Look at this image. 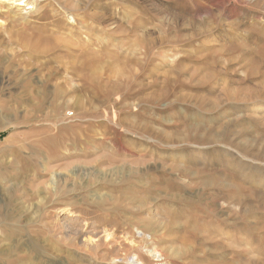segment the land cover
Segmentation results:
<instances>
[{
	"label": "rangeland",
	"instance_id": "1",
	"mask_svg": "<svg viewBox=\"0 0 264 264\" xmlns=\"http://www.w3.org/2000/svg\"><path fill=\"white\" fill-rule=\"evenodd\" d=\"M13 1L0 0V264H89L90 257L78 246V210L84 208L90 217L108 216L115 209L111 196L120 191L97 173L81 171L131 163L144 148L165 165L193 157L206 171L194 176L195 182L208 179L218 185L213 191L240 196L249 204L240 216L228 205L204 207L201 218L177 220L176 238L146 237V244L117 262L143 264L136 255L140 251L147 264H264L262 104L238 110L220 95L222 102L209 110L196 97L181 100L183 93L203 94L201 86L189 85L186 73L182 77L187 79L167 96L151 98L166 85V75L175 79L179 64L202 71L214 64L218 72L210 84L217 88L264 80V0ZM232 46L236 49L230 52ZM85 48L101 55L97 83L73 67ZM107 49L112 59L105 66ZM55 86L69 91L42 94L43 87ZM180 115L192 117L210 134L226 128L233 134L228 143L195 150L182 141L148 140L132 127L138 123L156 131H180L188 123H178ZM119 122L128 132L119 134ZM61 124L66 141L46 155L39 129L45 126L53 133ZM110 130L116 132L112 139H100ZM96 189L108 198L91 199ZM68 222L74 230L64 227Z\"/></svg>",
	"mask_w": 264,
	"mask_h": 264
},
{
	"label": "bare ground",
	"instance_id": "2",
	"mask_svg": "<svg viewBox=\"0 0 264 264\" xmlns=\"http://www.w3.org/2000/svg\"><path fill=\"white\" fill-rule=\"evenodd\" d=\"M93 16L95 18H98L97 13H93ZM141 42L154 43V39L141 40ZM229 48L227 49L231 52L236 49V46L232 49ZM80 53L84 57L82 58V60L77 59L75 62L73 61V67L77 69L79 73L84 72L83 77L86 78L87 81H89L90 83H97V79L101 76V72L99 71L100 69L98 67V65L100 66V61L98 58L101 55L98 54L97 51H94V49L89 50L88 48L80 51ZM104 56V61L106 62L105 66H107V64L112 59V53L107 49L104 53ZM217 72L218 70H216L214 64H210L208 71H202V68L199 67L190 68L187 65L179 64L177 66V76L175 75V79H170L166 75L165 80L163 78V82L165 81L164 83L166 85H164L162 89L160 88V90H158L159 93L153 95L151 98L157 100L159 98L167 96L171 92L170 90L175 87L178 82L183 81L182 79H187L182 77L186 73L189 78L188 80L190 81L189 85H192L194 88L197 86H201L203 90H201V88L200 90L203 92V94H197L196 92L198 91L195 89L196 91L192 95L191 93H189L190 95H188L187 93H183L180 96L181 100H185L186 98L190 97H196L199 106L204 105L207 106V108L209 107V110H212L215 104L218 105L222 102V99L220 97V95H222L224 102H228L231 108H236L239 110V106L243 107L245 105H255L257 103H261L262 107H264V104L262 103L264 102V80L258 81L256 83L248 82L247 85L244 86L242 85L245 81L239 80L236 81V84L232 87H228L226 84H224V86H219V88H217L214 83L210 84L211 81L215 77H217ZM50 73H52L51 70ZM50 73L48 77L51 76ZM248 76L251 77L252 75L249 74ZM193 80H196L197 83L196 81L195 83H192ZM217 90L219 91V95L216 94V92H218ZM67 91L69 90H62V88L55 86L52 89L43 87L41 92L43 95L52 94L54 96H64L65 94H67ZM74 91L77 92L79 90ZM181 91L183 90L181 89ZM210 96H215L214 100L210 101V99L206 98ZM178 117L181 118L180 121H177L178 123H186V120L188 121V123L186 125L182 124L184 126L182 127V129H180V131L171 133L163 130L156 131L147 124L134 123L132 124V127L133 129L139 131L142 136L148 135L149 137L146 136L148 140L154 141V138H157V140L159 139L160 141H167L170 143H180L182 141L195 150H201L205 145H215L226 142L228 143L230 136L233 134L227 128L225 129V131H221L220 133L210 134V132L204 125L202 126L203 128L198 127V124L195 123L196 120L192 117L186 118L184 115H180ZM122 123L119 122L117 124V128L120 132H118L119 134H121V132L123 131L128 132L129 130L128 126H125ZM130 126L131 124H129V127ZM63 128H65V125L61 124L53 133H49V130L45 126L39 129V132H42L44 136H42V138L40 137L41 139L38 138V142L41 145H44L46 155H53L54 152L57 151V149L63 146V143L66 141L64 138L65 136H62L60 133ZM200 131L202 132L200 133ZM113 133L116 132L110 130V132L108 131L106 133H103V136L101 135L100 139H112ZM106 135H109L110 137L107 136L109 137L107 138ZM87 139L85 140L89 141ZM151 151L153 152V150ZM138 154L135 159L130 161L132 164L128 163V161H113V163L117 162V164L108 169L95 167L96 169L86 170V173L83 170L81 171V173L84 174L97 173V178L102 180L103 183H108L112 185L113 188L120 191V194L116 197L111 196V201L114 204L115 209L111 207L112 209L110 208L109 210H113V213H109L110 215L108 216H100L93 213V216L90 217L88 215L89 211L83 210L84 208L78 210L77 215L82 220L79 228L76 230L77 236H79L82 241L81 245L78 246L85 254V256L90 257L91 262L89 261V264H92L94 262H96L97 264H124L122 262H117L116 259L124 260L129 252L135 251L143 243L146 244V237H148L149 239H154L156 236L161 235L163 236L165 242L169 237L176 238L172 237V235H174V231L176 230V228L179 227V225L177 224V220L186 219L187 221V219H189L191 216L201 218L200 212L204 207H210L212 210H215L218 208H222V206L228 205L230 207V210L233 209L237 215L240 214V210L242 208H244L245 210L248 208L247 206L249 203L243 200L240 196H228L226 194H222L221 192L213 191L211 187H218V185L216 183H212L208 179H204L199 183L195 182L194 176L205 174L206 171L197 166L193 157L185 155L180 160L181 163L179 161L180 165H165V162L163 160H157V158H155L151 152L146 150V148L142 149L141 152H138ZM230 157L231 156H229V158ZM98 161L102 162L103 160L99 159ZM225 168L228 169V167ZM72 171L78 172L77 169H73ZM57 176L61 177L60 174H58ZM83 186H85V184ZM92 193L93 194L91 199L94 200H102L105 197L108 198L109 195L107 193L99 192L97 189ZM204 211L205 209L203 210V212ZM92 212L93 210L90 214H92ZM104 213L106 212H103L102 214ZM238 218L239 217L235 216V219ZM68 223H65L64 227H67V229H73L70 223ZM134 229L138 230L141 235L136 236ZM153 250L154 252L160 253V251L155 248H153ZM136 255L137 258L141 262H143V264H147L149 259L146 257V255H144L140 251H137ZM82 259L83 261H87L85 258Z\"/></svg>",
	"mask_w": 264,
	"mask_h": 264
}]
</instances>
